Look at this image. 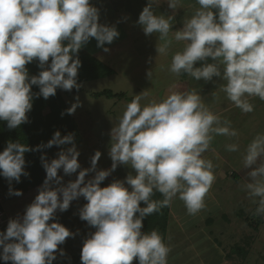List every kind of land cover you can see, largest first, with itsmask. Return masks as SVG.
<instances>
[{
    "label": "clouds",
    "instance_id": "clouds-1",
    "mask_svg": "<svg viewBox=\"0 0 264 264\" xmlns=\"http://www.w3.org/2000/svg\"><path fill=\"white\" fill-rule=\"evenodd\" d=\"M166 2L173 15H156L152 6L161 0H148L138 23L146 35L159 34L157 52L161 55L168 54L173 42L183 43L172 55L169 71L196 80L221 77L227 98L242 112H252L248 98L264 100V0H196L199 7L177 31H171V25L182 0ZM118 36L115 27L98 23V9L89 0H0V121H6L10 129L27 122L32 85L39 86L45 99L54 96L57 88H79L76 78L81 62L76 53L90 38L102 47ZM209 57L214 63L194 67ZM34 59L44 70L29 77L25 65ZM144 96H134L111 130V169L98 171L85 181L86 174L95 170L101 155L97 151L91 168L80 170L74 182L60 186L58 170L70 175L80 168L75 145L59 152L50 163L41 157L46 178L22 220H10L6 231L0 232V259L13 264H52L58 245L73 233L48 221L57 209L66 211L72 200L82 196L87 203L80 219L96 228L83 243L82 264H132L134 259L138 264H168L170 247L157 230L141 232L143 218L170 206L175 198L184 202L189 215L204 209L216 175L215 165L203 154L215 135L238 134L230 121L205 106L195 89L173 91L159 102L142 105ZM76 107L67 109L68 114ZM72 141V134L61 137L56 131L45 147ZM238 147L226 145L230 152ZM30 150L25 144L9 142L0 152V176L19 182L21 175H28L24 154ZM118 163L135 170V175L125 178L131 190L119 180L100 187ZM243 168H251L247 173L251 182L245 187L250 197L259 198L256 214L264 215V134H257L248 144ZM50 183L57 187L50 188ZM154 191L163 200H152ZM11 194L22 195L19 190ZM13 238L15 242L6 243Z\"/></svg>",
    "mask_w": 264,
    "mask_h": 264
},
{
    "label": "rangeland",
    "instance_id": "rangeland-1",
    "mask_svg": "<svg viewBox=\"0 0 264 264\" xmlns=\"http://www.w3.org/2000/svg\"><path fill=\"white\" fill-rule=\"evenodd\" d=\"M188 1L196 2V0ZM89 2L98 9V23L107 24V26H110L109 23H112L114 18L109 11H124V8L120 9L119 4L123 6V4L130 3V8L134 5L135 8L139 9V13L148 5V0H89ZM152 8L153 11H173L168 7L166 0H161L159 5L153 4ZM176 11H184V2H181ZM133 24L135 23L133 22ZM153 34L155 40H159V34ZM154 38L148 37L142 39V41L153 40ZM92 39L94 38H90L81 47V50L94 52L95 57L100 56V54L95 55V52L99 53L101 47L97 46L96 39ZM104 49L106 48L102 47V50ZM118 49L113 48L106 55V57L111 55L113 60L109 59L114 65V67L111 66L113 70L111 75L87 82H77L79 88L61 89L60 91L67 109L73 104H78L71 115L81 135V141L73 143L79 152L77 160L80 168L70 175L64 174L62 169L58 170L57 174L62 177L60 186H66L69 182H74L80 170L91 168V159L97 151L101 155L96 163L95 170L86 174L85 181L93 179L98 171L111 169L113 163L109 154L113 142L111 130L113 127L118 126L127 104L131 102L134 96H144V93L147 92L144 85L147 84L146 77L148 75L139 70V62L135 63L133 60L136 57L121 55L124 50L121 49L118 53ZM136 51H138V48H136ZM168 56L172 58V55ZM98 58L106 64L101 56ZM48 64H50V61L46 62L45 68ZM194 67H200V65L194 64ZM163 72L157 73L155 76L154 71H148L155 84L159 83L158 78L163 77V75L167 76L162 74ZM191 80L196 79L191 77ZM106 89L114 93L122 92L125 96L108 98L92 95L93 92ZM159 96L155 97L147 92V96H144L141 104L145 105L152 100L159 101ZM243 138L247 141L248 136ZM216 142L217 139L215 138L214 143L211 142L209 150L203 154L204 158L213 162L215 169L219 164ZM73 144L55 145L53 152L48 154L45 160L50 163L51 160L58 158L59 152L66 151ZM212 146H215V148H212ZM129 174L135 175V170L129 165L118 163L115 170L111 171L99 186L106 187L117 180L125 182V178ZM44 176L46 178L45 170ZM246 183L242 179L237 180V176L236 180L233 177L226 182H222L218 178L209 198H207L209 193L205 198V208L196 215L187 213L182 200L179 198L173 199L170 205L171 213L168 216L165 241V244L171 247L167 258L168 264H264V215L258 229L250 228L246 224L245 217H251L253 207L259 201L258 197L249 196L245 187ZM42 185L43 183L34 188H29L27 191L21 192L22 195H15L9 200L0 196V232H2L5 225H8L10 220H22L26 208L34 201ZM55 187L57 185L50 183V188ZM125 187L131 190V186L127 185L126 182ZM86 203L84 197H78L70 202V206L66 211L57 209L54 218L48 221V223H60L73 233L72 236L66 238L63 244L58 245L55 260L59 261L61 259V264H82L81 250L83 243L96 231L94 226L80 219V210ZM222 214L226 217H223ZM208 217L211 218L210 223H204L203 219ZM193 224L197 225L193 226ZM194 228H198V230ZM201 228H204L203 232L199 233L198 231L202 230ZM60 250L63 251V255H61Z\"/></svg>",
    "mask_w": 264,
    "mask_h": 264
},
{
    "label": "crops",
    "instance_id": "crops-1",
    "mask_svg": "<svg viewBox=\"0 0 264 264\" xmlns=\"http://www.w3.org/2000/svg\"><path fill=\"white\" fill-rule=\"evenodd\" d=\"M187 1H182L184 2V11L175 10L174 23L171 25V31L180 30L183 27L184 20L190 18L195 9L199 7L196 2L188 1L187 3ZM121 6L119 4L120 9L124 8V11H109L114 17L112 20L113 22L109 23V25L110 27H115L116 30L119 31V36L114 38L110 44L105 43L102 46L103 48L105 47L107 51L102 50L101 47L99 48V53L95 52V55L100 54L102 60L106 62L108 66L114 67L112 64L113 62H110L109 60H112L111 55L108 57H106V55L110 53L109 51L113 48H119L118 53L122 49L124 51L121 52V55L135 56L136 58L133 60L135 63L137 61L139 62V70H142L143 73L148 75L146 77L147 84L144 86L145 91H147L149 95L155 97L160 95V98H158L159 101H161L173 91H190L195 89L201 96L202 102L210 111L219 115L222 120L226 119L230 121L231 128L235 129L238 135L235 137L225 135L214 136L213 143L215 138L217 139L216 147L219 153L217 155L219 164L218 167L214 169L216 180L212 184L210 189L211 191H209L207 198H209L218 178H220L222 182H226L229 178L232 179L233 177L236 180L237 176V180L242 179L246 182H251V178L247 176V173L251 171V168H243V155L245 154L248 144L253 140V138L257 134H264V100H260L259 97H249V102L253 105L254 110L250 113H244L227 98L226 93L223 91V86L226 82L221 77L214 76L209 81H205L203 79L192 81L191 76L186 73H181L182 75L172 74L169 71L171 57L168 55H173L176 51L181 50V48L184 46L183 43L173 42V45L171 46L167 55L159 54L157 52V45H159L161 41L155 40V35L153 33L152 35H146L143 31V26L138 23V18L142 11L139 13V9L135 8L134 5L130 8V3L123 4L122 7ZM213 11L215 14V10ZM154 13L156 15H164L165 17L168 15H173V11H154ZM133 22L135 24H133ZM103 25L107 26V24ZM148 37H153L154 39L142 41V39ZM136 48H138V51H136ZM93 53L94 52H92V54ZM100 56H97V58ZM205 63H214V61L209 57L206 58L205 61H197L195 64L202 66ZM150 70L155 72V76L157 73L163 71L164 72L162 74H166L167 76L163 75V77H160L162 80L158 78L159 83L155 84L153 77L148 73ZM168 71L170 72L169 74ZM222 72L223 70L221 69V74ZM208 97H210V99H208ZM244 136H248L247 141L244 140ZM232 143H235L239 146L238 151L230 152L226 149V145ZM212 148H215V146H212ZM252 167L254 168L255 165ZM256 206L258 207V203H256L253 208ZM222 216L226 217L224 214H222ZM203 220L204 223H210L211 218L208 217ZM195 225L197 224H193V226ZM194 229L198 230V228ZM201 229L202 230L198 231L199 233L203 232L204 228Z\"/></svg>",
    "mask_w": 264,
    "mask_h": 264
},
{
    "label": "trees",
    "instance_id": "trees-1",
    "mask_svg": "<svg viewBox=\"0 0 264 264\" xmlns=\"http://www.w3.org/2000/svg\"><path fill=\"white\" fill-rule=\"evenodd\" d=\"M76 57H78L81 62L76 78L77 82H87L113 73L110 66L103 63L86 50L80 49L76 53ZM49 61L51 62V57ZM25 67L28 70L29 77L38 76L40 71L44 70L39 67V62L36 59L31 63L26 64ZM60 91L61 89L57 88L54 96L45 99L39 94V86L32 85L31 92L34 95L32 108L26 113L28 118L27 122L22 123L17 128L10 129L7 127L6 121H0V152L5 149L9 142L25 144L31 149L24 154V171L27 172L28 175H21L19 182H16L15 180L9 181L5 177L0 176V196L2 198L7 200L12 199L15 196L14 194H11L12 192L16 190L25 192L29 188H34L44 182L45 169L41 157L43 156L46 159L48 154L53 152L55 145L50 148L45 147V145L52 139L56 131L60 132L61 137L72 134V144L81 141V135L75 125L72 115L67 112V107ZM92 95L105 96L108 98H120L125 96L122 92L114 93L107 89L93 92ZM163 198L162 194L156 191H154V194L151 197V199L155 201L163 200ZM140 206L145 207L146 205L144 202H140ZM256 208L257 206L251 212V217H245L246 224L253 229H257L263 221V215L256 214ZM169 212L170 206H166L161 207L158 211L144 217L142 220L143 226L141 232L146 233L151 232L152 230H157L165 243ZM136 215H138V213ZM6 228L7 225L3 227L2 232L6 231ZM9 242H15L14 238L6 241V243ZM0 252H2V247H0ZM60 260H54L52 264H61L62 261ZM0 264H13V262L0 259ZM132 264H138V260L134 259Z\"/></svg>",
    "mask_w": 264,
    "mask_h": 264
}]
</instances>
